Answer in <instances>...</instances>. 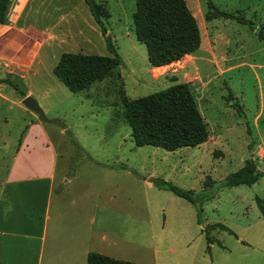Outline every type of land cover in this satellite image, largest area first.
Listing matches in <instances>:
<instances>
[{
  "label": "rangeland",
  "instance_id": "374dc122",
  "mask_svg": "<svg viewBox=\"0 0 264 264\" xmlns=\"http://www.w3.org/2000/svg\"><path fill=\"white\" fill-rule=\"evenodd\" d=\"M184 1L196 21L200 45L197 51L171 64L163 76L152 80L145 75L132 79L129 73L130 67L141 71L146 65L144 45L135 40L132 30L134 0H106L109 16L104 25L110 30L122 64L112 76L94 82L77 94L69 95L65 87L57 83L65 90L67 98L58 92L59 98L52 100V107L42 109L46 118L58 121L43 124L59 161L77 162L87 158L103 164L121 161L133 171L137 170L139 206L149 208L156 246L154 256L148 254L145 262H141L264 264V219L255 202L258 198L264 206V0H210L217 9L233 14V17L210 20L204 19L206 0ZM11 38L6 55L24 62L32 53L33 44L24 49L22 37ZM85 41V38H74V41L52 43L46 50L49 54L58 51L108 54L103 41L97 43L92 38L91 45ZM43 62L44 66L41 63L34 67L37 77L58 82L51 70H47L46 61ZM17 73L8 76L16 88L11 84L1 88L4 99H0V174L25 125L31 116H36L16 102L19 91L23 90ZM32 74V71L28 73ZM178 82L188 83L206 124V140L175 151L150 145L135 146L122 118L121 97L133 99ZM248 157L262 176L249 186H221L224 176L238 169ZM206 176L211 179L208 185H204ZM143 178L163 180L180 189L192 190L196 203L199 201V223L196 208L191 203L153 182L143 185ZM164 208L170 223L163 222ZM168 209H175L176 214L168 216ZM141 219L140 216V224L144 222ZM214 222L225 225L232 233L209 229L208 234L214 240L205 251L206 231L200 230ZM166 248L173 251L168 252Z\"/></svg>",
  "mask_w": 264,
  "mask_h": 264
},
{
  "label": "crops",
  "instance_id": "0c3cea01",
  "mask_svg": "<svg viewBox=\"0 0 264 264\" xmlns=\"http://www.w3.org/2000/svg\"><path fill=\"white\" fill-rule=\"evenodd\" d=\"M89 17L93 21L84 0H15L7 22L0 24V99H4L2 86L8 84L4 80H9L8 76L17 71L22 72L17 74L23 87L17 103L30 95L46 110L59 95L67 98L65 90L57 84L61 82L52 73L61 53L49 54L46 47L74 41V38H85L89 45L94 42L92 38L104 43L98 26ZM106 31L110 34V30L106 28ZM15 35L22 37V48L29 44L34 46L24 62L6 55L12 44L11 37ZM43 61L58 82L37 77L34 67L41 63L44 66ZM179 61L181 58L153 67L146 59L143 70L130 67L129 73L132 79L143 75L147 79H158L171 64ZM30 71L32 75H28ZM119 75L123 80L120 71ZM65 89L69 95L77 94ZM80 167L85 169L80 170ZM147 179H142L143 185L157 182ZM138 185L137 170L133 171L121 161L112 164L89 158L77 162L59 161L43 122L31 116L0 174V264H85L88 252L146 264L144 260L148 254L154 256L156 246L149 208L139 206ZM168 210V216L176 214L175 209ZM166 215L164 208L163 222L170 223ZM240 242L245 241L240 239Z\"/></svg>",
  "mask_w": 264,
  "mask_h": 264
},
{
  "label": "trees",
  "instance_id": "16d2710c",
  "mask_svg": "<svg viewBox=\"0 0 264 264\" xmlns=\"http://www.w3.org/2000/svg\"><path fill=\"white\" fill-rule=\"evenodd\" d=\"M14 1L0 0V24L7 22ZM105 1L84 0L93 21L100 30L108 55L62 52L52 67L53 75L71 93H78L87 89L92 83L112 76L113 71L122 64L104 25V20L109 16ZM206 7L205 20L233 17L232 13L217 9L210 0H206ZM131 22L134 38L144 45L150 66L167 65L186 54H191L199 47V30L184 0H134ZM4 81L11 84L9 80ZM11 86L16 88L13 84ZM227 98H231L229 93ZM120 108L123 121L130 129L131 140L135 146L150 145L166 151H174L181 147L197 146L206 140V124L187 82H178L133 99L122 96ZM262 123L264 124V119ZM246 132L249 134L247 125ZM261 176L262 173L251 157H248L238 169L225 175L220 185L249 186ZM210 182L211 179L206 176L204 185ZM156 185L191 203L196 208V220L199 222V201L196 203L192 190L180 189L163 180H157ZM255 202L264 219V206L261 200L255 198ZM216 227L232 233L229 228L218 222L207 225L204 229L206 250L208 244L214 240L208 234V230ZM85 264L135 263L88 252Z\"/></svg>",
  "mask_w": 264,
  "mask_h": 264
},
{
  "label": "water",
  "instance_id": "95a60500",
  "mask_svg": "<svg viewBox=\"0 0 264 264\" xmlns=\"http://www.w3.org/2000/svg\"><path fill=\"white\" fill-rule=\"evenodd\" d=\"M20 103L22 106H24L26 109L32 111L34 114H36L37 118L42 121V122H52V123H58L57 120L55 119H48L46 118L42 108L38 105L36 99L30 95L24 96L21 100ZM149 182L154 181L156 182L157 180H152L151 178L147 179Z\"/></svg>",
  "mask_w": 264,
  "mask_h": 264
}]
</instances>
